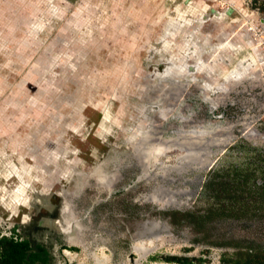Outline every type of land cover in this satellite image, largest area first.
<instances>
[{
    "label": "rangeland",
    "instance_id": "1",
    "mask_svg": "<svg viewBox=\"0 0 264 264\" xmlns=\"http://www.w3.org/2000/svg\"><path fill=\"white\" fill-rule=\"evenodd\" d=\"M256 151L251 0H0V236L50 264H220L264 247V210L206 235L166 214L202 210L207 177Z\"/></svg>",
    "mask_w": 264,
    "mask_h": 264
},
{
    "label": "trees",
    "instance_id": "2",
    "mask_svg": "<svg viewBox=\"0 0 264 264\" xmlns=\"http://www.w3.org/2000/svg\"><path fill=\"white\" fill-rule=\"evenodd\" d=\"M251 3L259 11L264 10V0H251ZM256 154L257 158L249 163L231 166L220 174L213 171L202 186V194L206 199L204 208L167 213L170 223L182 221L196 233L206 235L215 219H242L256 211H263L264 152L256 151ZM255 176L260 179V184L253 181ZM242 242V245L234 244L232 258L221 259L220 264H264V247L252 241ZM45 259V251L40 246L31 251L27 241L0 236V264H33L35 261L44 264ZM164 260L182 264L189 262L176 257Z\"/></svg>",
    "mask_w": 264,
    "mask_h": 264
},
{
    "label": "flooded vegetation",
    "instance_id": "3",
    "mask_svg": "<svg viewBox=\"0 0 264 264\" xmlns=\"http://www.w3.org/2000/svg\"><path fill=\"white\" fill-rule=\"evenodd\" d=\"M24 241H26V240H24ZM27 243L29 244V247L31 248V251H34L36 246H40L45 251L46 259H45V263L44 264H50V262H51V254H50L49 250L45 246H43L41 244L40 241L32 239V240H28ZM33 264H41V263L38 262V261H35Z\"/></svg>",
    "mask_w": 264,
    "mask_h": 264
},
{
    "label": "crops",
    "instance_id": "4",
    "mask_svg": "<svg viewBox=\"0 0 264 264\" xmlns=\"http://www.w3.org/2000/svg\"><path fill=\"white\" fill-rule=\"evenodd\" d=\"M172 15V14H171ZM165 43H168V42H165Z\"/></svg>",
    "mask_w": 264,
    "mask_h": 264
}]
</instances>
